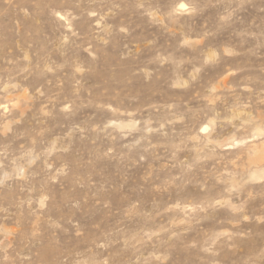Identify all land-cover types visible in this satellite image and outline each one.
Listing matches in <instances>:
<instances>
[{"label":"rangeland","instance_id":"374dc122","mask_svg":"<svg viewBox=\"0 0 264 264\" xmlns=\"http://www.w3.org/2000/svg\"><path fill=\"white\" fill-rule=\"evenodd\" d=\"M0 264H264V0H0Z\"/></svg>","mask_w":264,"mask_h":264},{"label":"snow or ice","instance_id":"6c2138e0","mask_svg":"<svg viewBox=\"0 0 264 264\" xmlns=\"http://www.w3.org/2000/svg\"><path fill=\"white\" fill-rule=\"evenodd\" d=\"M180 7H181V8H185L186 6H185V5H183V4H181V5H180ZM205 131H206V129H205Z\"/></svg>","mask_w":264,"mask_h":264}]
</instances>
